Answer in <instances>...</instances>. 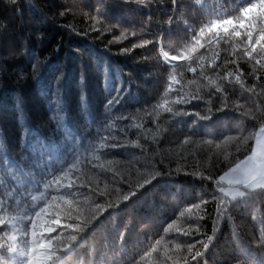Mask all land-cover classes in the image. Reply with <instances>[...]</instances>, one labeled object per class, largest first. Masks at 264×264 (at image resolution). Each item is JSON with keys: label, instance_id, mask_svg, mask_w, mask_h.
Wrapping results in <instances>:
<instances>
[{"label": "trees", "instance_id": "trees-1", "mask_svg": "<svg viewBox=\"0 0 264 264\" xmlns=\"http://www.w3.org/2000/svg\"><path fill=\"white\" fill-rule=\"evenodd\" d=\"M247 2L0 0V169H22L21 153L35 166L31 171L37 175L45 168L61 167L75 155L83 162L90 156L91 145L113 122L126 130L127 140H139L141 145L111 150L107 158L118 162L115 166L127 182L112 183L113 174L105 172L100 187L107 183L110 195L95 198L104 203L119 196V207L107 209L92 221L79 234L73 250L63 255L62 264H134L147 247L165 236L164 229L173 221L177 222L174 228L191 224L200 232L177 236L171 231L162 242L161 255L153 254L154 264H171L163 254L165 243L171 249L168 255L181 257L178 264H184V256L188 264H264V193L257 191L232 202L219 219L213 200L221 195L219 177L254 146V140L245 142L244 137L258 130L261 114L256 113L253 120L241 117L233 108L217 112L221 94L211 88L201 90L203 99L175 106L188 115L173 117L162 109L158 119L145 114L163 96L168 83L170 69L160 56V42L175 54L174 50L190 39L192 29L198 30L217 13L223 16L231 11L235 15ZM219 30L216 25L214 31ZM143 41L151 43L133 48ZM221 49L217 64L222 68L216 71L234 70L235 65H223L224 60L233 58L229 45H221ZM239 65L245 85L256 86L260 96L252 97L238 84L224 81L229 104L250 105L252 97L264 105V70H258L257 80L250 75V63L241 59ZM208 74L213 75L211 71ZM194 77L199 79L198 74L184 71L185 83ZM199 83L207 82L199 79ZM109 88L122 90L121 101L111 112L105 107ZM174 96L175 92L170 94V98ZM196 113L210 118L200 120ZM121 115L135 116V120H117ZM135 123L143 127L129 126ZM229 136L238 139L221 143ZM187 137L191 142L185 144ZM209 140L213 143H204ZM85 171L93 175L98 170L89 166ZM153 171L160 175L137 190L135 185L144 179L143 174ZM222 186L228 185L223 182ZM133 190L136 195L122 201V196ZM201 199L209 201L202 219L181 218V212ZM122 231L126 233L123 241ZM208 236L213 240L204 250L197 242H207ZM168 241L196 244L204 255L193 261L186 249L177 252ZM12 256L0 248V264H12Z\"/></svg>", "mask_w": 264, "mask_h": 264}, {"label": "snow or ice", "instance_id": "snow-or-ice-1", "mask_svg": "<svg viewBox=\"0 0 264 264\" xmlns=\"http://www.w3.org/2000/svg\"><path fill=\"white\" fill-rule=\"evenodd\" d=\"M138 2L142 4L144 0H138ZM173 3H176V0H173ZM101 12L102 9L98 8L97 13ZM216 25H220L219 31H214ZM122 37L126 38L123 33ZM149 43L151 41H143L133 45V48L145 47ZM221 45H229L233 57L224 60L223 65H235L234 70L216 71L222 68V65L217 64L222 50ZM201 49L205 51L201 52ZM123 51L128 52L131 49H123ZM174 51L175 54H172L170 50H165L163 41L160 42V56L170 69L168 83L163 96L151 111H145L146 115L158 119L161 109L173 117L188 115L182 108L175 106L203 99L201 90L211 88L215 90V93L221 94L220 107L216 109L217 112L233 108L239 112L241 117L255 120L257 119L256 113H260L262 117L258 130L244 137L245 142L249 139L255 141L249 154L244 159L230 164L227 171L217 181L221 195L213 196V200L216 202V213L219 219L228 211V206L232 202L254 196L257 191L264 193V105L252 99V97L260 96V93L256 92V86L245 85L244 73L239 65L241 59L250 63L252 65L250 75L257 80L260 79L257 74L258 70H264V0H249L238 9L235 15L231 11L223 16L217 13L216 18L202 24L198 30L192 29L190 39ZM33 67L35 69L36 65ZM181 67L184 71L198 74L199 79L207 83L200 84L199 79L195 77L185 83L184 71L178 72ZM209 71L213 75H209ZM224 81L234 82L245 92L251 93L252 97H249L251 104L230 105ZM174 85H180V87L175 89ZM192 86H195L194 90ZM261 87L264 88V85ZM59 88L60 85L57 84V89ZM121 91V88H109L110 98L107 99L105 107L110 112L113 105L120 103ZM173 92L175 96L170 98ZM81 98L83 99V96ZM196 115L200 120L210 118L208 115L201 116L199 113ZM116 119L135 120V116L121 115ZM129 126L142 128L143 124L135 123ZM126 136V130L117 128L113 122L107 125L106 134L100 136L99 140L91 145L90 156L83 162L79 155H75L71 161H65L61 167L45 168L37 175L31 171L35 166L29 165L21 153V160L24 161L22 169L14 171L9 167L6 172L0 169V233H3L0 235V241H4L0 243V248H6L13 254L12 264H62L63 255L73 250L79 234L85 231L92 221L99 219L107 209L119 207L121 202L119 196L116 201L105 199L104 203L98 202L95 197L107 198L110 195L107 183L103 188L100 187L102 182L100 177L105 172L113 174L112 183H117L119 180L127 182L124 173L115 166L118 162L107 158L111 155L112 149L127 145L141 146L139 140L129 141ZM21 139L23 140V134ZM234 139L238 138L229 136L221 143L226 144ZM190 142L191 137L184 140L185 144ZM204 143L212 144L213 142L209 140ZM220 146V144L215 145L216 148ZM89 166L98 171L89 175L85 171ZM137 174L141 175L139 170ZM143 175L144 179L135 185L137 190L150 184L160 173L153 171ZM130 178L129 175L128 179ZM208 179H211V176ZM223 182H226L228 186H222ZM85 189L87 191H84ZM115 192L119 193L120 189L116 188ZM135 195V190L124 194L122 201H128ZM208 203V200L201 199L199 203H194L181 212V218L187 216L194 220L202 219L201 213H206ZM174 225H177L176 221L164 229L165 236H168L171 231H175L177 236H192L200 232L198 226L193 228L191 224L187 228L179 226L174 228ZM125 234L124 231L120 233L121 241L124 240ZM165 236L156 239L147 247L139 260L134 261V264H154L153 254L157 257L161 255ZM212 240L213 237L208 236L207 242L198 241L197 243L207 250ZM167 243H171L177 252L186 249L193 261L204 255V252L197 249L196 244L193 243L180 244L174 241ZM170 251L171 249L165 243L163 245L165 258L171 261V264H178L181 257L168 255ZM182 259L184 264H188L187 256Z\"/></svg>", "mask_w": 264, "mask_h": 264}, {"label": "rangeland", "instance_id": "rangeland-1", "mask_svg": "<svg viewBox=\"0 0 264 264\" xmlns=\"http://www.w3.org/2000/svg\"><path fill=\"white\" fill-rule=\"evenodd\" d=\"M225 183V182H224Z\"/></svg>", "mask_w": 264, "mask_h": 264}]
</instances>
